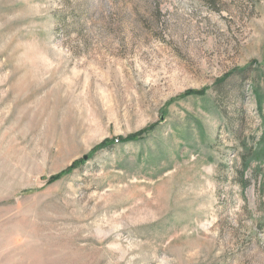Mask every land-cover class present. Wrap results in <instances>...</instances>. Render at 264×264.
<instances>
[{"label":"rangeland","instance_id":"374dc122","mask_svg":"<svg viewBox=\"0 0 264 264\" xmlns=\"http://www.w3.org/2000/svg\"><path fill=\"white\" fill-rule=\"evenodd\" d=\"M0 264H264V0H0Z\"/></svg>","mask_w":264,"mask_h":264},{"label":"trees","instance_id":"16d2710c","mask_svg":"<svg viewBox=\"0 0 264 264\" xmlns=\"http://www.w3.org/2000/svg\"><path fill=\"white\" fill-rule=\"evenodd\" d=\"M140 135H141V133H140V134H138V133H136V134H132V135L129 136V138H130V139H135V138L139 137ZM122 139H126V138H122ZM112 142H114L113 139H112V140L107 139V140H105L100 146H98V148H99V147H104V146H106V145H108V144H110V143H112ZM96 149H97V148H96ZM259 155H261V153H260ZM56 177H60V175H56V176L53 177V178H56Z\"/></svg>","mask_w":264,"mask_h":264},{"label":"water","instance_id":"95a60500","mask_svg":"<svg viewBox=\"0 0 264 264\" xmlns=\"http://www.w3.org/2000/svg\"><path fill=\"white\" fill-rule=\"evenodd\" d=\"M85 158H88V156H85Z\"/></svg>","mask_w":264,"mask_h":264}]
</instances>
